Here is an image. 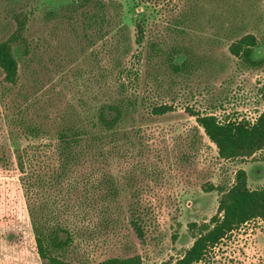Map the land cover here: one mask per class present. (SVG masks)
<instances>
[{"label": "rangeland", "instance_id": "rangeland-1", "mask_svg": "<svg viewBox=\"0 0 264 264\" xmlns=\"http://www.w3.org/2000/svg\"><path fill=\"white\" fill-rule=\"evenodd\" d=\"M81 2L0 0V40L23 9L33 47L30 56L14 47L17 86L4 84L0 69V148L15 147L26 162L21 176L0 166V264H44L33 218L77 230L75 244L62 252L76 263L136 254L143 264L175 263L194 242L191 224L208 222L217 211L220 193L210 185L233 184L239 169L250 188L264 185V150L223 159L192 115L253 121L263 109L264 0H94L73 9ZM96 2L105 5L109 27L89 26L88 15L103 13ZM137 23L145 27L142 44ZM247 33L258 37L253 57L263 61L259 67L244 65L229 50ZM152 43L186 47L190 55L174 61L193 70L172 73ZM121 79L132 82L139 106L122 122L119 146L65 165L58 132L91 127L99 107L119 97ZM160 103L175 110L152 114ZM34 125L41 128L36 136ZM9 157L15 159L11 151ZM106 181L115 194H106ZM199 264H264V221L234 230Z\"/></svg>", "mask_w": 264, "mask_h": 264}, {"label": "trees", "instance_id": "trees-1", "mask_svg": "<svg viewBox=\"0 0 264 264\" xmlns=\"http://www.w3.org/2000/svg\"><path fill=\"white\" fill-rule=\"evenodd\" d=\"M93 2L94 0H83L81 3H76L73 9L88 7ZM96 3L103 13L94 12L88 15L89 26L99 25L102 28L105 24V27H109L105 5ZM13 18L14 30L6 38L0 40V69L4 74V84H9L10 87L17 86L20 82V66L14 54V47L22 46L26 56H30L33 52V47L26 36L29 22L28 12L23 9L18 10L13 14ZM144 40L145 27L143 23H137L136 43L142 44ZM258 42V37L254 33H247L232 41L229 50L244 65L259 67L263 61L253 57L254 48ZM151 47L155 54L165 56V61L172 73L189 74L193 70V64L187 61L183 63L174 61L175 56L179 54L190 55L186 47L172 45L164 49L156 43H152ZM121 72L130 73V69H123ZM129 82L131 81L119 80L116 86L119 97L99 107L95 118L91 120V127H75V131L69 129V131L58 132V149L65 159V165H74L85 157H91L98 149L102 154L101 147L103 146L111 153L117 149L121 134L122 138L126 135V132L120 130L122 122L139 106V97L133 91L132 82ZM174 110L175 107L168 103L155 104L151 107V113L154 115H164ZM192 115L195 116L205 135L215 144L219 156L223 159L244 160L264 150V107L253 121L246 118L221 119L213 113L197 111H192ZM30 128L32 135L39 134L41 130L38 125ZM104 141L110 146L103 145ZM11 148L8 150L6 145L1 146L0 166H13L16 174L21 176L26 169V162L21 155H17L18 150L15 147ZM9 151L14 154L15 159H10ZM64 170H66L65 167ZM108 184L110 186L106 194H115L114 183L109 181ZM208 190H217L220 193L216 213L208 222L205 221L200 225L192 223L191 226L197 228L193 244L175 263L165 261L161 264H199L211 249L234 230L254 219L264 221V185L255 189L250 188L245 169H239L236 172L233 184L229 186L210 185ZM33 219L32 230L36 252L44 264H87L67 260L62 254L75 244L76 229L62 225L49 227ZM132 224L142 236L139 223L132 221ZM92 264H143V260L140 255L136 254L128 257H108Z\"/></svg>", "mask_w": 264, "mask_h": 264}]
</instances>
